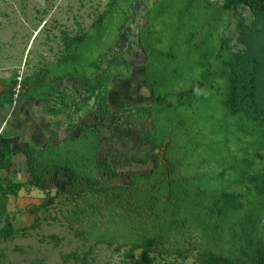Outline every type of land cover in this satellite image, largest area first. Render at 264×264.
<instances>
[{
    "label": "rangeland",
    "instance_id": "obj_1",
    "mask_svg": "<svg viewBox=\"0 0 264 264\" xmlns=\"http://www.w3.org/2000/svg\"><path fill=\"white\" fill-rule=\"evenodd\" d=\"M223 2L0 0V264H263L256 13Z\"/></svg>",
    "mask_w": 264,
    "mask_h": 264
},
{
    "label": "trees",
    "instance_id": "obj_2",
    "mask_svg": "<svg viewBox=\"0 0 264 264\" xmlns=\"http://www.w3.org/2000/svg\"><path fill=\"white\" fill-rule=\"evenodd\" d=\"M239 3L253 6L256 17L251 24L240 27L244 50L236 55V63L231 68L229 102L236 109L244 105L264 108V5H257L255 0H224L223 5L233 7ZM258 177L264 183V166ZM230 203L231 200L222 203L220 211L224 213Z\"/></svg>",
    "mask_w": 264,
    "mask_h": 264
},
{
    "label": "water",
    "instance_id": "obj_3",
    "mask_svg": "<svg viewBox=\"0 0 264 264\" xmlns=\"http://www.w3.org/2000/svg\"><path fill=\"white\" fill-rule=\"evenodd\" d=\"M14 132H16L13 128H6V130H4V134H10V133H14Z\"/></svg>",
    "mask_w": 264,
    "mask_h": 264
},
{
    "label": "built area",
    "instance_id": "obj_4",
    "mask_svg": "<svg viewBox=\"0 0 264 264\" xmlns=\"http://www.w3.org/2000/svg\"><path fill=\"white\" fill-rule=\"evenodd\" d=\"M0 182H1V176H0Z\"/></svg>",
    "mask_w": 264,
    "mask_h": 264
}]
</instances>
